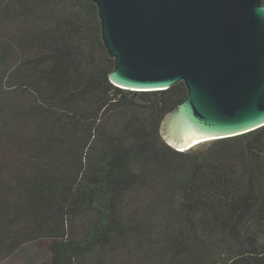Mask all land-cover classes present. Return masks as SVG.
Here are the masks:
<instances>
[{
  "label": "trees",
  "instance_id": "trees-1",
  "mask_svg": "<svg viewBox=\"0 0 264 264\" xmlns=\"http://www.w3.org/2000/svg\"><path fill=\"white\" fill-rule=\"evenodd\" d=\"M113 67L92 0H0V263L264 264V126L178 151Z\"/></svg>",
  "mask_w": 264,
  "mask_h": 264
},
{
  "label": "water",
  "instance_id": "water-1",
  "mask_svg": "<svg viewBox=\"0 0 264 264\" xmlns=\"http://www.w3.org/2000/svg\"><path fill=\"white\" fill-rule=\"evenodd\" d=\"M109 80L131 92L182 82L162 139L178 151L264 126L263 0H92Z\"/></svg>",
  "mask_w": 264,
  "mask_h": 264
},
{
  "label": "rangeland",
  "instance_id": "rangeland-1",
  "mask_svg": "<svg viewBox=\"0 0 264 264\" xmlns=\"http://www.w3.org/2000/svg\"><path fill=\"white\" fill-rule=\"evenodd\" d=\"M46 258V244L40 242L23 247L9 261L0 264H38Z\"/></svg>",
  "mask_w": 264,
  "mask_h": 264
}]
</instances>
